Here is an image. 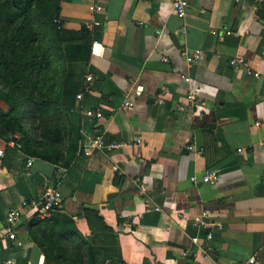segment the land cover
Wrapping results in <instances>:
<instances>
[{"label": "crops", "instance_id": "1", "mask_svg": "<svg viewBox=\"0 0 264 264\" xmlns=\"http://www.w3.org/2000/svg\"><path fill=\"white\" fill-rule=\"evenodd\" d=\"M57 21L82 38L62 45L78 151L65 169L0 138V259L58 264L30 232L40 195L57 188L50 215L90 245L91 264H264V1L188 0L181 18L171 0H59ZM99 134L121 146L86 155ZM208 169L218 178L203 183Z\"/></svg>", "mask_w": 264, "mask_h": 264}, {"label": "trees", "instance_id": "2", "mask_svg": "<svg viewBox=\"0 0 264 264\" xmlns=\"http://www.w3.org/2000/svg\"><path fill=\"white\" fill-rule=\"evenodd\" d=\"M58 13L59 0H0V99L6 104L0 109V138L67 169L78 150L70 143L62 45L82 38L62 27ZM84 210L90 226L93 219L102 222L95 210ZM51 215L35 218L40 226L30 230L45 256L58 264H84L85 256L91 264L90 245L72 240L75 231Z\"/></svg>", "mask_w": 264, "mask_h": 264}, {"label": "built area", "instance_id": "3", "mask_svg": "<svg viewBox=\"0 0 264 264\" xmlns=\"http://www.w3.org/2000/svg\"><path fill=\"white\" fill-rule=\"evenodd\" d=\"M232 1L239 3V2H243L244 0H232ZM255 1H264V0H255ZM171 3H172V7H173L175 13L179 17L183 18L186 15V10L188 7V0H171ZM92 9L95 11H98L101 9V7L97 5V6L92 7ZM185 56H186V59H188V60L190 59V56L188 54L185 53ZM193 56L198 57V52H195V54ZM232 63H234V62H232ZM258 75H259L258 72H254V76H258ZM86 79L90 80L91 76H87ZM186 81H189V79L187 78ZM198 91H199V88H195L194 90H190L188 92L187 97L190 99L192 97V94L194 92H198ZM140 93H141V88H137L136 94L139 95ZM77 98L78 99L81 98V94H78ZM162 101H163L162 98H158V100H157L158 103H162ZM123 105H124V107H129L132 105V103L130 101H126ZM85 113L88 116H92L95 118H101L102 117L101 111H98V110L87 109L85 111ZM86 146L87 147H86V150L84 151V153L86 155H90L93 152L98 153L102 149H105L108 151L116 150L121 146V144L115 143V142H105L103 140L101 134H99V135H94L93 137L89 138ZM2 154H3V151L0 149V155H2ZM27 165H30V160L27 162ZM58 171L61 172L64 170L59 169ZM217 178H218L217 171L214 169H208L205 171L204 175L202 176L201 182L209 183V182L216 181ZM192 180H194V179H192ZM62 199H63V196H62L59 189L55 188V189L44 190L39 197V201H38L37 207H36V214H37L38 218L43 219V218L49 217L51 210L55 206L60 205L62 202ZM27 206H28V203L25 201H22L18 206L11 208L10 211L8 212L7 222L9 223V225L5 229L7 231V237L10 240L15 239L14 225L19 220V218L23 215V210H26ZM192 224L195 227L203 228V227L207 226L208 222L206 221L205 217L194 218ZM211 235H212L211 231L206 234V236H208V237H210ZM248 262L254 263V259L250 258L248 260ZM0 264H16V263L12 259H5V260L0 259Z\"/></svg>", "mask_w": 264, "mask_h": 264}]
</instances>
